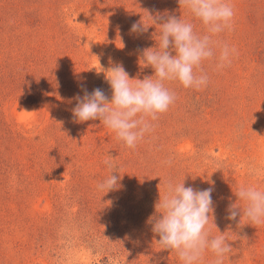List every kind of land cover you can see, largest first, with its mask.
<instances>
[{
  "label": "rangeland",
  "instance_id": "obj_1",
  "mask_svg": "<svg viewBox=\"0 0 264 264\" xmlns=\"http://www.w3.org/2000/svg\"><path fill=\"white\" fill-rule=\"evenodd\" d=\"M118 1L0 0V264H181L146 223L168 181L214 188L207 229L229 240L223 264H264V223L227 219L230 203L244 206L240 186L264 190V65L251 57L252 47L264 49V0H227L232 28L213 40L235 48L231 63L202 62L209 84L201 90L166 81L175 102L134 149L99 119H73L78 85L111 100V67L122 64L133 79L154 75L139 64L140 50L158 40L152 15L186 20L199 35L206 28L179 0L168 2L174 14L154 11L153 0ZM34 6L37 21H21ZM137 21L147 33L130 34ZM105 159L120 177L107 193L98 188L113 170ZM214 258L206 251L200 264Z\"/></svg>",
  "mask_w": 264,
  "mask_h": 264
},
{
  "label": "clouds",
  "instance_id": "obj_2",
  "mask_svg": "<svg viewBox=\"0 0 264 264\" xmlns=\"http://www.w3.org/2000/svg\"><path fill=\"white\" fill-rule=\"evenodd\" d=\"M179 3L202 22L206 33L197 34L192 23L174 15H152L155 24L160 25L158 40L154 47L140 50L139 64L141 68L150 66L154 75L142 80L133 79L122 64L111 67L105 73L112 91L111 100L101 88L89 92L85 84H79L83 95L78 93L74 97L76 104L71 109L76 122L99 119L118 140L134 149L151 131V121L175 102V93L165 86L166 81H178L186 89L201 90L209 84L202 62L215 57L218 69L231 63L235 48L213 40L214 36L232 28L234 11L230 3L227 0H179ZM149 26L137 21L129 32L139 36L147 33ZM104 164L113 169L98 184V188L107 193L119 188L120 177L113 174L119 170L111 159H105ZM249 172L259 174L256 168H250ZM213 191V187L195 190L186 187L184 181H168L165 194L160 195L155 204L156 215L146 221L151 225V231L158 234L161 249L175 251L181 264H200L206 251H211L215 257L212 264H223L232 250L225 235L211 236L207 229L209 214L214 212ZM235 195L244 206L230 203L227 219L234 221L240 216L239 224L242 217L252 224L264 223V190L240 186Z\"/></svg>",
  "mask_w": 264,
  "mask_h": 264
},
{
  "label": "trees",
  "instance_id": "obj_3",
  "mask_svg": "<svg viewBox=\"0 0 264 264\" xmlns=\"http://www.w3.org/2000/svg\"><path fill=\"white\" fill-rule=\"evenodd\" d=\"M40 1L41 0H29V2H35V4H38V2H40ZM51 1L52 2H55L56 3L55 5H61L62 3H64L65 0H50V2ZM153 1H154V3L151 6L153 7V10L154 11L155 10H158L159 12L166 11L168 13H173V14L176 12V6H173V7H169L168 6L169 0H153ZM118 2H119V4H122L123 6H126L127 5V0H119ZM35 12H36L35 11V6L32 7V8H29L28 7L24 11V14L22 16L21 21H24L27 24L33 25L34 22H35V20H36V18L34 16ZM252 27H253V30H252V28H250V30H252V31H249L248 30V33H247L250 36L255 32L256 27H257V22H255L254 20H253V23H252ZM251 51H252L251 57L252 58H258V60L261 62V64L264 65V49L262 51L261 48H258V46H256L255 48L252 47L251 48Z\"/></svg>",
  "mask_w": 264,
  "mask_h": 264
}]
</instances>
